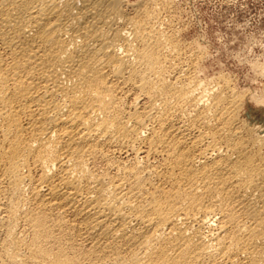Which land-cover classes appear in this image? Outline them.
Returning a JSON list of instances; mask_svg holds the SVG:
<instances>
[{
    "label": "bare ground",
    "instance_id": "1",
    "mask_svg": "<svg viewBox=\"0 0 264 264\" xmlns=\"http://www.w3.org/2000/svg\"><path fill=\"white\" fill-rule=\"evenodd\" d=\"M171 10L0 0V264H264V130Z\"/></svg>",
    "mask_w": 264,
    "mask_h": 264
},
{
    "label": "rangeland",
    "instance_id": "2",
    "mask_svg": "<svg viewBox=\"0 0 264 264\" xmlns=\"http://www.w3.org/2000/svg\"><path fill=\"white\" fill-rule=\"evenodd\" d=\"M169 3L173 29L191 48L203 53V75L229 78L236 92L245 97L244 118L264 130V0Z\"/></svg>",
    "mask_w": 264,
    "mask_h": 264
}]
</instances>
